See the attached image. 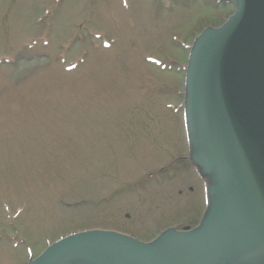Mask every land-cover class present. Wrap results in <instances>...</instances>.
Returning a JSON list of instances; mask_svg holds the SVG:
<instances>
[{
    "label": "rangeland",
    "instance_id": "obj_1",
    "mask_svg": "<svg viewBox=\"0 0 264 264\" xmlns=\"http://www.w3.org/2000/svg\"><path fill=\"white\" fill-rule=\"evenodd\" d=\"M235 9L0 0V264L76 232L146 241L199 223L207 181L188 157L182 66Z\"/></svg>",
    "mask_w": 264,
    "mask_h": 264
},
{
    "label": "water",
    "instance_id": "obj_2",
    "mask_svg": "<svg viewBox=\"0 0 264 264\" xmlns=\"http://www.w3.org/2000/svg\"><path fill=\"white\" fill-rule=\"evenodd\" d=\"M196 41L187 111L212 206L190 231L146 243L111 231L71 235L31 264H264V0Z\"/></svg>",
    "mask_w": 264,
    "mask_h": 264
}]
</instances>
